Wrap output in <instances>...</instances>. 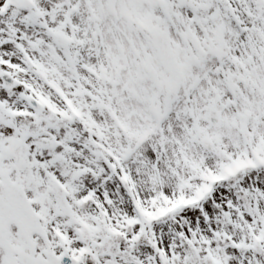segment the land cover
I'll use <instances>...</instances> for the list:
<instances>
[{"label":"snow or ice","instance_id":"obj_1","mask_svg":"<svg viewBox=\"0 0 264 264\" xmlns=\"http://www.w3.org/2000/svg\"><path fill=\"white\" fill-rule=\"evenodd\" d=\"M0 264H264V0H0Z\"/></svg>","mask_w":264,"mask_h":264}]
</instances>
